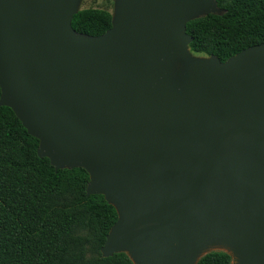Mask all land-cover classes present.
Wrapping results in <instances>:
<instances>
[{"label": "water", "instance_id": "obj_1", "mask_svg": "<svg viewBox=\"0 0 264 264\" xmlns=\"http://www.w3.org/2000/svg\"><path fill=\"white\" fill-rule=\"evenodd\" d=\"M83 2L0 0V104L115 208L103 257L264 264V44L194 55L216 0H114L100 36L73 28Z\"/></svg>", "mask_w": 264, "mask_h": 264}, {"label": "trees", "instance_id": "obj_2", "mask_svg": "<svg viewBox=\"0 0 264 264\" xmlns=\"http://www.w3.org/2000/svg\"><path fill=\"white\" fill-rule=\"evenodd\" d=\"M224 12L187 24L190 50L222 62L264 44V0H216ZM112 25V13L82 9L73 28L100 36ZM1 98V90H0ZM14 111L0 104V264H132L126 254L104 258L101 249L118 219L101 195H87L88 173L56 170L38 154ZM94 241L95 256L89 258ZM224 252H212L198 264H231Z\"/></svg>", "mask_w": 264, "mask_h": 264}, {"label": "rangeland", "instance_id": "obj_3", "mask_svg": "<svg viewBox=\"0 0 264 264\" xmlns=\"http://www.w3.org/2000/svg\"><path fill=\"white\" fill-rule=\"evenodd\" d=\"M113 7H114V0H84L82 4V9H103L107 10L109 12H113ZM95 243L94 241L89 247V254L88 257H94L95 254Z\"/></svg>", "mask_w": 264, "mask_h": 264}]
</instances>
